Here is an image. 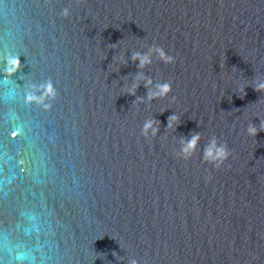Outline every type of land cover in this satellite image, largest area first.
Returning <instances> with one entry per match:
<instances>
[{
    "label": "water",
    "instance_id": "water-1",
    "mask_svg": "<svg viewBox=\"0 0 264 264\" xmlns=\"http://www.w3.org/2000/svg\"><path fill=\"white\" fill-rule=\"evenodd\" d=\"M149 78L172 94L149 102ZM49 81L50 108L27 101ZM256 83L264 0H0V264H264ZM193 133L196 155L178 159ZM214 138L232 153L220 170L203 161Z\"/></svg>",
    "mask_w": 264,
    "mask_h": 264
},
{
    "label": "clouds",
    "instance_id": "clouds-1",
    "mask_svg": "<svg viewBox=\"0 0 264 264\" xmlns=\"http://www.w3.org/2000/svg\"><path fill=\"white\" fill-rule=\"evenodd\" d=\"M63 15L67 17L69 15V10L65 8L63 10ZM153 51L158 53L160 60L166 64L174 65L176 63V58L172 55H169L168 52L162 46H156ZM133 61H139V67L141 69L146 68L147 66L152 64V58L148 54H142L140 52H136L132 56ZM21 61L19 57H10L7 61V72L9 75H14L16 72L20 70ZM137 80L143 79V73L137 74ZM153 81L149 78L145 87H149L152 85ZM255 91L264 93V83H256L251 85ZM139 84H135L131 89H129V95H136V90L138 89ZM248 86L241 88L240 90L244 92L246 95L245 89ZM42 94L35 95L33 93H29L27 95L28 102H35L38 104H42L45 108H50L51 105L45 103V101L49 98L55 99L57 92L53 86V83L49 81L47 84L41 86ZM172 82L162 83L156 86V90H151L148 93L147 99L149 102L155 99H166L170 94H172ZM141 103H143L144 98H138ZM178 97L173 96L172 101L176 103ZM166 111V110H164ZM180 122V116L177 114H173L168 118L167 128L169 130L175 131L176 126ZM264 131V121H261L259 127H257L254 123H250L247 128V132L249 135L256 137L258 132ZM159 121H157L154 117L146 120L143 123L142 127V136L145 138H149V133L151 137H157L159 135ZM16 133H13L15 135ZM202 140L201 134L193 133L190 138H181V148L180 152L176 154L178 159H182L184 161L191 160L197 153V149L200 146V142ZM232 156V153L229 149V146L226 142L218 143V139L214 138L210 144L206 145L203 150V161L207 164H211L216 170H220L225 166L229 158ZM231 167V165H229ZM209 181L211 177L208 178ZM116 258L120 257L117 253H113ZM129 264H138L136 259H132L129 261Z\"/></svg>",
    "mask_w": 264,
    "mask_h": 264
}]
</instances>
